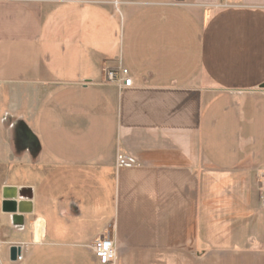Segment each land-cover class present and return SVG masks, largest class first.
I'll return each mask as SVG.
<instances>
[{"label": "crops", "instance_id": "obj_1", "mask_svg": "<svg viewBox=\"0 0 264 264\" xmlns=\"http://www.w3.org/2000/svg\"><path fill=\"white\" fill-rule=\"evenodd\" d=\"M221 1L0 0V264H264V0Z\"/></svg>", "mask_w": 264, "mask_h": 264}, {"label": "built area", "instance_id": "obj_2", "mask_svg": "<svg viewBox=\"0 0 264 264\" xmlns=\"http://www.w3.org/2000/svg\"><path fill=\"white\" fill-rule=\"evenodd\" d=\"M228 0H222L220 8H231L232 6L227 3ZM104 83L114 85L120 89L131 88L132 79L129 71L123 67L107 68L104 70ZM261 89L264 91V82ZM128 162H118L119 168H125L131 166ZM259 205L261 210L264 211V176L259 184ZM92 251L100 264H114L116 259V248L113 241L108 236H101L92 244ZM22 256L17 258V261H21Z\"/></svg>", "mask_w": 264, "mask_h": 264}, {"label": "water", "instance_id": "obj_3", "mask_svg": "<svg viewBox=\"0 0 264 264\" xmlns=\"http://www.w3.org/2000/svg\"><path fill=\"white\" fill-rule=\"evenodd\" d=\"M17 190L14 188H7L4 190L2 211L13 215L14 224L21 222V217L17 215L18 204L16 202ZM21 248L19 246H12L9 249V260L15 262L20 256Z\"/></svg>", "mask_w": 264, "mask_h": 264}, {"label": "rangeland", "instance_id": "obj_4", "mask_svg": "<svg viewBox=\"0 0 264 264\" xmlns=\"http://www.w3.org/2000/svg\"><path fill=\"white\" fill-rule=\"evenodd\" d=\"M228 2V1H227ZM220 3H222V1L220 2ZM218 4V5H215V6H213V10H221V9H225V8H220V5H222V4ZM229 4V3H228ZM230 5V4H229ZM100 187L98 186V185H96V186H94L91 190L94 192V193H96L97 191H98V189H99ZM92 192V193H93ZM92 201H94V199H92ZM2 231H4L3 230V228H2ZM11 232V231H10Z\"/></svg>", "mask_w": 264, "mask_h": 264}]
</instances>
